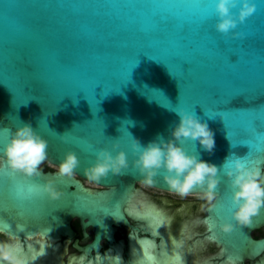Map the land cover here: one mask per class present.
Instances as JSON below:
<instances>
[{
    "label": "water",
    "instance_id": "95a60500",
    "mask_svg": "<svg viewBox=\"0 0 264 264\" xmlns=\"http://www.w3.org/2000/svg\"><path fill=\"white\" fill-rule=\"evenodd\" d=\"M196 2L208 5L206 32L189 16ZM216 18L208 0H0V147L9 135L3 130L20 122L48 140L39 175H13L0 156V231L58 241L75 235L71 221L78 218L95 227L84 251L100 252L116 225H131L127 206L138 183L176 192L160 174L145 182L127 134L141 143L167 138L176 106L195 111L215 133L211 152L185 142L202 159L222 165L231 153L264 158V4L237 26L241 38L219 33ZM114 141L126 151L128 167L92 179L87 167L95 149ZM68 150L80 160L73 173L42 165L58 168ZM219 175L207 207L209 235L238 261L255 257L264 251V236H253L264 227V207L249 223H238L223 170ZM50 182L61 192L55 200L40 192ZM225 220L233 224L230 232L220 228Z\"/></svg>",
    "mask_w": 264,
    "mask_h": 264
},
{
    "label": "clouds",
    "instance_id": "9594fccd",
    "mask_svg": "<svg viewBox=\"0 0 264 264\" xmlns=\"http://www.w3.org/2000/svg\"><path fill=\"white\" fill-rule=\"evenodd\" d=\"M208 3L217 17L215 29L233 38H241L244 33L236 31L237 26L252 16L258 5L264 4V0H208ZM172 110L178 120L171 126L167 138L158 134L147 143H141L127 133L130 149L135 154L134 164L143 174L145 182L153 183V178L160 174L164 182L181 195L199 186L203 198L212 206L217 195L215 189L220 182L219 173L223 170L231 190V216L240 224L249 223L264 207V158L253 159L231 153L222 165L202 159L197 152L187 150L184 145L186 141L198 142L204 150L211 152L215 147V133L208 121L201 119L195 111L181 106ZM206 114L209 118L213 115L208 110ZM3 131L9 135L0 147V156L8 168L27 176L39 175L38 166L48 155V140L30 122H20L14 128H5ZM128 163L126 151L114 141L111 148L95 149L87 174L99 180L109 172L121 173ZM79 164L76 152L68 150L59 162L58 172L71 174ZM40 192L53 200L61 196V192L51 182L43 185ZM220 228L230 232L233 224L225 220ZM0 264H27V261L14 251L12 244L0 242Z\"/></svg>",
    "mask_w": 264,
    "mask_h": 264
},
{
    "label": "flooded vegetation",
    "instance_id": "af4514ba",
    "mask_svg": "<svg viewBox=\"0 0 264 264\" xmlns=\"http://www.w3.org/2000/svg\"><path fill=\"white\" fill-rule=\"evenodd\" d=\"M44 168L53 169L51 167ZM83 181L86 184V180ZM86 185L90 186L88 184ZM145 186L151 187L143 183H138L134 200L138 201L143 199L146 203L144 207L152 206L155 208V211L160 213L167 222V233L152 231L144 218L129 214L128 218L131 225H116L113 241H110L108 238H103L100 242V252L91 250L90 255H87L83 248L93 242L95 238V227H83L78 218L71 221L72 228L75 231V235L72 238L64 235L57 241L47 236L36 234L26 239H18L0 231V242L16 240L27 246L29 240L35 238L44 240L48 246H58L59 259L61 262L64 261L62 264H94V262H100L102 259L104 260V264H142L139 261H135L129 252L130 241L137 242L142 238H148L155 243L153 252L159 259L167 258L165 251L166 245L169 242L176 241L178 243L182 242L185 245V264H264V251L255 257H246L238 261L226 253L221 243H218L210 237L207 219V207L209 204L206 203L204 198H197L195 200H165L158 203L150 197H153V194L147 192L144 189ZM171 193L179 194L177 192ZM185 195H202V193H187ZM133 226H138L139 228L134 229ZM163 236L165 237L162 239ZM253 236L255 238L263 237L264 227L254 230ZM159 242H162L161 246ZM37 243H39L38 240L34 244L37 245ZM117 252H120L119 259L116 258ZM159 262L160 260H157V264Z\"/></svg>",
    "mask_w": 264,
    "mask_h": 264
},
{
    "label": "bare ground",
    "instance_id": "6f19581e",
    "mask_svg": "<svg viewBox=\"0 0 264 264\" xmlns=\"http://www.w3.org/2000/svg\"><path fill=\"white\" fill-rule=\"evenodd\" d=\"M145 200H134L128 204V213L132 216L144 218L150 226L152 231L167 233L168 225L164 217L155 211L152 206H145ZM39 243L35 245V241ZM14 246V251L24 257L27 264H62L58 256V246H48L44 240L38 238L28 241L27 246L23 245L19 241L8 242ZM155 243L148 238L139 239L137 242L130 241V253L135 261H139L142 264H157V260H160L159 264H185V245L176 241L169 242L166 245L167 258L159 259L153 252ZM120 252H117L116 258L119 259Z\"/></svg>",
    "mask_w": 264,
    "mask_h": 264
},
{
    "label": "rangeland",
    "instance_id": "374dc122",
    "mask_svg": "<svg viewBox=\"0 0 264 264\" xmlns=\"http://www.w3.org/2000/svg\"><path fill=\"white\" fill-rule=\"evenodd\" d=\"M44 167H51L53 169H58L56 166L50 164L49 162H44L42 164ZM86 184L90 185L91 187H99L94 183L91 182H86ZM144 189L153 194V197L150 196L153 200L157 201L158 203H161V201H172V200H195L197 198H203L202 195H181V194H176V193H171V192H166V191H162V190H158L152 187H147L145 186ZM169 198V199H168ZM206 203H208L206 201Z\"/></svg>",
    "mask_w": 264,
    "mask_h": 264
},
{
    "label": "snow or ice",
    "instance_id": "6c2138e0",
    "mask_svg": "<svg viewBox=\"0 0 264 264\" xmlns=\"http://www.w3.org/2000/svg\"><path fill=\"white\" fill-rule=\"evenodd\" d=\"M207 8L208 5L202 2L193 3L189 7V16L198 21L197 26L201 31L204 32L208 31L207 22L210 19V16L207 12ZM187 27L189 28V30H191V24H189ZM242 144H246V143H242ZM12 174L15 175L14 172ZM28 191L29 193H31L33 191V188L29 187Z\"/></svg>",
    "mask_w": 264,
    "mask_h": 264
}]
</instances>
